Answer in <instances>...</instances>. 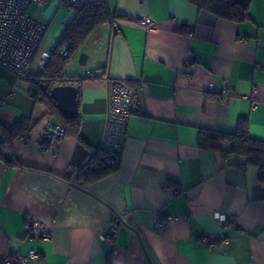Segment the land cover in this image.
Listing matches in <instances>:
<instances>
[{
    "label": "crops",
    "instance_id": "crops-1",
    "mask_svg": "<svg viewBox=\"0 0 264 264\" xmlns=\"http://www.w3.org/2000/svg\"><path fill=\"white\" fill-rule=\"evenodd\" d=\"M61 1L35 0L29 9L48 25L41 53L54 49L73 17ZM103 1L122 18L97 27L64 69L66 76H97L105 67L102 77L75 85L82 141L63 137L53 152L37 148L34 142L52 124L47 109L29 97L28 83L18 95L9 92L17 105L3 109L0 82V122L36 121L10 150L0 146L8 160L23 164L0 160V257L32 249L37 256L25 264H264L258 167L241 155L197 145L200 129L234 132L242 118L249 136L264 142V0H252L241 22L187 0ZM143 17L157 28L141 26ZM117 80L138 91L142 104L128 120L120 166L74 186L68 173L101 148L108 90ZM214 144L229 150L226 141ZM215 213L234 220L223 225ZM157 215L167 221L162 233ZM29 217L51 230L49 240L29 236ZM120 217L125 224L102 241ZM203 236L215 244H204Z\"/></svg>",
    "mask_w": 264,
    "mask_h": 264
},
{
    "label": "trees",
    "instance_id": "trees-1",
    "mask_svg": "<svg viewBox=\"0 0 264 264\" xmlns=\"http://www.w3.org/2000/svg\"><path fill=\"white\" fill-rule=\"evenodd\" d=\"M195 5L198 10L207 11L217 18L232 20L235 22L245 21L249 18V6L252 0H187ZM73 11L72 19L65 25L60 34L57 44L50 52V57L43 69L38 72H30L28 95L34 103H41L47 109V114L52 123L60 124L64 129L63 137H72L82 141L79 134L80 117L66 118L58 109L57 104L51 98L49 91L55 84H71L75 86L86 78H100L105 72V67L98 68L103 73L97 76H66L63 70L71 57L78 53L81 46L89 36L104 23L113 24L116 18H122L110 9L107 1H84L71 3L69 6ZM70 44L67 56H61L60 48ZM91 73V72H90ZM78 101V99H77ZM36 121L31 116H20L10 125L0 122V134L4 143L0 146H8L9 150L14 141L25 138L34 128ZM228 142L229 150L224 153L223 149L216 146L215 142ZM197 145L202 149H217L223 156L227 154H238L245 158L248 165H254L259 169V179L264 180V142L255 140L249 136L248 121L242 118L238 121L234 132H219L208 129H200ZM0 160L10 166L23 167V164L11 156L8 160L0 150ZM91 166V167H90ZM120 166V155L112 156L105 153L102 148L92 152L87 162L77 170L75 178L83 184L92 183L106 175L118 170ZM88 167L87 172H83ZM90 167V168H89ZM69 178V177H68ZM218 241V240H217Z\"/></svg>",
    "mask_w": 264,
    "mask_h": 264
},
{
    "label": "built area",
    "instance_id": "built-area-1",
    "mask_svg": "<svg viewBox=\"0 0 264 264\" xmlns=\"http://www.w3.org/2000/svg\"><path fill=\"white\" fill-rule=\"evenodd\" d=\"M34 1L0 0V67L25 81L30 77V65L48 27L46 22L29 14V9ZM79 1L81 0H62L61 4L64 8H69L71 3ZM140 24L146 29L157 28V23L148 17L141 18ZM69 48L70 44H66L59 49L58 53L65 57L69 53ZM49 57L50 52L41 53L38 61L40 70L46 65ZM86 74H90V72L87 71ZM226 88L227 86L224 87V89ZM1 100L2 96H0V104ZM141 106L139 92L130 88L125 80H117L110 84L107 96L105 130L101 144L105 153L112 156L121 154L125 143L128 120L133 114L139 112ZM63 133L64 129L60 124L52 123L41 135V138L34 143L40 150L53 152L59 146ZM77 170H71L68 173L69 182L74 186L82 187V181L75 178ZM85 170L88 171V167ZM214 218L221 221L223 225H228L234 220L219 213H215ZM155 220L158 232H164L167 221L161 219L159 215L155 217ZM124 224V218H118L114 222L110 235H100L101 240L110 241ZM27 228L29 236L36 233L40 239L49 240L51 238V230L34 218L29 217L27 219ZM201 241L208 246H213L216 242L210 236H203ZM36 256L37 252L30 249L22 254L14 253L1 256L0 264H25Z\"/></svg>",
    "mask_w": 264,
    "mask_h": 264
},
{
    "label": "water",
    "instance_id": "water-1",
    "mask_svg": "<svg viewBox=\"0 0 264 264\" xmlns=\"http://www.w3.org/2000/svg\"><path fill=\"white\" fill-rule=\"evenodd\" d=\"M86 54L80 53L78 62L81 65L85 64ZM49 94L57 104L59 111L68 119H73L78 115L77 91L75 86L71 84H55L51 87ZM4 143V138L0 134V145ZM7 159L10 158V153H4Z\"/></svg>",
    "mask_w": 264,
    "mask_h": 264
},
{
    "label": "rangeland",
    "instance_id": "rangeland-1",
    "mask_svg": "<svg viewBox=\"0 0 264 264\" xmlns=\"http://www.w3.org/2000/svg\"><path fill=\"white\" fill-rule=\"evenodd\" d=\"M42 49L43 48H39L38 49V51H37L32 63H31L30 70L32 72H34V73L39 71V69H38V61L40 59V55H41L40 53H41ZM64 71L66 72V70H63V75H66L64 73ZM0 82L3 83L4 84L3 86L6 87V90L4 91V93L6 94V99L4 101H2V107L5 110L11 111L13 106L17 105V99H14V97L8 95L9 92L13 91L16 95H18L17 93H20L21 91L23 92L24 85H26L27 82L24 79H22V78L16 77L15 75H13L12 73L8 72L7 70H5L2 67H0ZM16 82H18V85H16L17 84ZM13 86L15 88H13ZM0 94H1V92H0Z\"/></svg>",
    "mask_w": 264,
    "mask_h": 264
}]
</instances>
